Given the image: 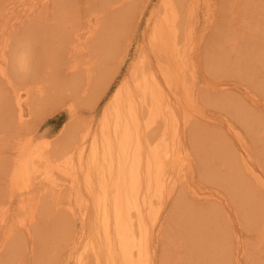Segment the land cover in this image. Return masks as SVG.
I'll return each instance as SVG.
<instances>
[{
    "label": "bare ground",
    "instance_id": "bare-ground-1",
    "mask_svg": "<svg viewBox=\"0 0 264 264\" xmlns=\"http://www.w3.org/2000/svg\"><path fill=\"white\" fill-rule=\"evenodd\" d=\"M5 1L11 15L17 6H10L11 0ZM156 1L21 0L19 14L3 18L0 23V93L4 86L18 110L13 119L1 117L4 125L0 123V131L6 132L1 137L8 135L16 142L12 147H18L23 179L29 181L30 168L38 163L35 173L41 170L49 183H38L32 191L19 193L17 204L13 197L8 198V205L13 202L10 208L0 203V264L8 263L4 261L6 255L19 262L15 255L18 251L22 254L20 250L27 240L37 238L39 232L41 240H37L46 237L40 252L56 251L68 236L67 225H63L64 230L62 224L58 225L60 234L41 221L52 217L58 207L49 192L59 191V174L71 186H77L74 190L78 193L79 213L84 216L81 219L89 221L86 224L91 227L89 234H85L86 227L83 229L71 248L73 253L88 250L91 257L86 259L81 250L73 254L74 264H230L226 256L229 245L224 243L229 241L225 224L231 225L232 211L223 212L215 206L228 207L230 200L221 190H216L217 194L215 190L196 191V175L225 186L239 207L236 211L248 219L251 230L260 232L264 244V174L253 160L245 132L239 129H264V118L248 117L243 104L226 95L229 83L205 74L215 71L218 75L219 70L223 73L229 68L236 75L264 73V24L256 20L255 13L261 11L264 17V0ZM239 6L246 9V18L237 29L229 21ZM200 16L213 18L210 26L216 25L224 36L217 35L212 53L206 49L204 89L195 91V84L190 85L187 79L193 73L187 74L191 55L183 44L192 36V29L183 30L182 22ZM143 20L145 47L138 48L124 82L107 102L100 136L91 140L90 130L82 133L77 106L91 105L98 96L111 93L113 83L107 64L119 50L122 53L116 63L120 66L124 62L128 41ZM150 53L155 57L153 63ZM203 100L204 113L200 106ZM253 101L264 116V106ZM24 105L32 114L68 106L72 120L52 147H32L36 135L32 124L22 117ZM206 105L221 107L225 116L215 118L211 110L206 111ZM231 140L244 151H237ZM261 152L264 156V145ZM8 162L7 155L0 157V174L6 171ZM82 188L89 204L82 199ZM235 223L234 219L233 232H237ZM188 248L192 257L186 256ZM241 252L237 250L238 264H242ZM259 264H264V258Z\"/></svg>",
    "mask_w": 264,
    "mask_h": 264
},
{
    "label": "rangeland",
    "instance_id": "rangeland-1",
    "mask_svg": "<svg viewBox=\"0 0 264 264\" xmlns=\"http://www.w3.org/2000/svg\"><path fill=\"white\" fill-rule=\"evenodd\" d=\"M12 1L13 0H11L10 6L13 5V6H17V7L14 8V12H12V14L10 15L8 10H7V7H6V5L8 4V1L0 0V16L2 17V18H0V23L2 22L3 18L8 19L9 16H16L19 14V8L21 6V4H20L21 0H18V1L14 0L13 2ZM9 2H10V0H9ZM27 2H29V1H27ZM156 2L157 1L154 0V3H156ZM202 10H204V9L201 7V11ZM245 11H246V9L244 7L239 6L238 9H236V12L231 15V20L229 21V24L233 25L237 29H239V25L243 24L242 23L243 17L246 18ZM255 13L257 14L256 20L259 21L261 24H264V17L261 14V11L255 12ZM184 21H185V23H184ZM184 21L182 22V24L184 25V28H182V29L183 30L185 29L186 31H190V30H188L190 27L192 29L191 30L192 36H190L189 39L188 38L185 39L184 40L185 43L182 42L185 45L184 50L189 52L188 56L190 57V55H191V57H190L191 61H189L191 63V66L189 64V67H188L189 71L187 74H190L192 72L193 73L190 74V76H188L187 79L189 80L190 85L195 84V85H193V89L196 88V90L195 89L194 90L197 91V90H199L200 87H203V89H204V74H203L204 69L203 68H204V64L206 62L204 59L205 54H206L205 52H207V50L208 51L211 50L210 52L212 53L213 52V46L216 45V44L213 45V43L215 40L218 42V39H219V37L217 35L219 34L221 37H223L224 35L219 32L218 28H216V25H214L215 27L212 26L213 31H211L210 33L207 32L210 29H212L210 24H212L211 22H213V18L209 19L208 16H207V18H206V16L193 17L190 19L185 18ZM144 26H145V20H143L140 23V25L137 29V32H135L134 35L128 41L129 47L127 48L126 53H124V55H125L124 62L120 66H119V64L116 63V57L117 56L119 57L122 53V50H119L116 52L118 54H116L115 57L112 56V60L110 59L111 61H109V63L107 64V66H108L107 67V73L109 72L108 74L111 77L110 80L113 83V84H111V89L109 91L111 93H109L107 96L105 94H103L102 96H98L96 98L97 100L95 99L96 101L94 100L95 102H93V104H91V105L90 104H85V105L82 104V105L77 106V115H78V117H80L81 121L83 122L82 126H81L82 127V133H85L86 130H90L89 131L90 135L88 137L91 140L94 139L95 135H97V134H98L97 136H100L101 125H102L101 123L106 118L105 115L108 111L107 110V107H108L107 104L109 103L108 101L112 100V94H114V92L116 91L114 89H117L124 82L123 79L126 75L125 73L127 72L128 66L130 65V63L135 61L136 56H138V54H139L138 52L140 51V49H138V48L145 47V42L142 39ZM246 30H247V28H244V32L248 31V30L247 31ZM183 34L189 35V32H186V33L183 32ZM213 35L216 38H213L214 37ZM204 36L207 37V39L208 38H210V39L207 40ZM245 37H247V36H245ZM125 38H126V35H125ZM248 38L249 37H247L246 39H248ZM250 38H252V37L250 36ZM244 40H245V38H244ZM260 41H261V39H260ZM204 44H205V46H204ZM260 44H262V41L260 42ZM121 45L125 46V43L121 44ZM204 50H206V51H204ZM202 52L204 54H201ZM210 52H208V53H210ZM150 56H151L150 57V60H151L150 63L155 62L154 61L155 57H152V53H150ZM153 56H154V54H153ZM198 56H200V58H198ZM117 61H118V59H117ZM192 66H193V69H192ZM198 67H200V70ZM190 68H191V71H190ZM256 69H259V68H256ZM232 70L229 68V69H227V71L223 70V73H222V70H219L220 73L218 75L214 71L215 73L212 72V74H216L215 76L208 73L205 70L206 71L205 74L210 78H216L217 80L224 82V84L229 83V84H226V85H228L227 89L229 90L226 92V95L237 98L243 104L242 107L246 108L248 110V113H249L248 117H250L252 119H253L252 116H258L259 118L260 117L264 118L261 108H258L256 103L253 101V99H256L259 101L258 103L260 105L264 106V73H260L257 75L252 73L250 75L248 73L246 74L245 72H242V74L236 75V74H234L235 70L234 69H232ZM209 72H210V70H209ZM236 73H237V71H236ZM112 77H114V79ZM189 78H191V79H189ZM120 80H121V84L119 85ZM191 82L193 84H191ZM2 89H3V91L0 93V115H1L0 121H1V117H3V116H4V119H6V120H8L7 118H9V119L15 118L14 117V115L16 113L15 111H17L16 115L18 116V110L15 107L13 100H9V99H11V97H10L11 95H9V94L6 95V89L4 86L2 87ZM220 95H218V98H222V96H220ZM8 97H10V98H8ZM7 102H9V103L7 104ZM87 105H89V106H87ZM200 106L202 108V112L204 113V100ZM211 106H212V109L210 108ZM60 108H58V109H56L55 107L53 109L49 108L48 109L49 111L48 110L46 112L38 111L37 114H32L30 112L28 106L24 105L22 107V109H23L22 110V117H23L25 123L28 122L29 124H32L31 129L34 128V135H36V136L32 137V141H31L32 147H36V146H38V147H43V146L52 147L51 144H53V141H57V138L60 136L63 128L71 122L72 119H71V116L69 114L70 112L68 111V106H63ZM205 108H208L206 111L211 110L210 112H212V115L215 114L214 115L215 118L219 117V115H220V119H222L221 116H225V113H226V112L221 113L224 110L221 111V109H222L221 107L214 106V105H210V106L206 105ZM10 110H11V112H10ZM218 110H220V111H218ZM8 112H9V114H8ZM6 113L9 116L6 117V115H7ZM12 114H13V116H12ZM2 122L3 121L0 122L1 125H4V124H2ZM262 126H263V124H262ZM239 129L242 130L241 131L242 133L245 132L244 133L245 135H243V136H244L245 140H248L250 153L253 155V160L255 161V164L261 165L260 167H262V169L260 167L259 168L261 169V172L264 174V156L261 154V153H263V152H261V147L264 145V134L262 132V131H264V129L262 128L261 130H259L257 127H253V130H250L248 128H246V130H245V128H243V127L239 128ZM5 134H6V132L0 131V149H1L0 150V157H4V155L5 156L7 155L9 162H8V166H6V171L0 174V186H1L0 187V201H1L0 203L7 204L8 201L6 202L5 200H8V198L10 199V197H13L14 203L17 204V200L20 198L19 193L23 194L25 191H26L25 193L32 191V187L37 186L38 183H42V185H47V186L49 183L45 182V175H43L41 170H39L38 175H37L38 172L35 173V169L39 168L38 163H34L31 166L30 172H29V177H28L29 181L23 179L22 174L19 171L21 164H20L19 159H18V153H16L17 152L16 148H18V147L16 146L15 149L12 147L13 145H17V144H15L16 142L15 143L13 142V138H12V141H10V138L8 137V135L5 136V139L1 137ZM12 136L14 137L13 133H12ZM8 138H9L10 142H7ZM5 142H7V143H5ZM232 142L234 144V147L235 148L237 147L236 148L237 151H239V149H242L244 151V149L242 147H239L238 144L234 143V140L233 141L231 140V143ZM4 143L7 145L4 146ZM3 150H7L6 152L8 154H6V152ZM2 151H3V154H2ZM1 154L3 156H1ZM10 154H11V158H10ZM12 154H14V155H12ZM13 156H15V157H13ZM215 162L217 164L218 161H215ZM240 164H242V163L240 162ZM10 167H12V168H10ZM7 168L8 169L10 168V170H8ZM257 168H258V166H257ZM187 170H188L187 168L184 169V171H186V172H187ZM257 171H259V169ZM6 172L8 175H6ZM79 172H81L80 169H79ZM57 174H59V173L56 172L55 177H58ZM198 176L196 175L197 181L194 185L196 188L195 189L196 191H201V192L207 191L206 193H209V192H211V190L212 191L215 190L214 193L217 194L218 192H216V190L217 191L221 190L222 192L225 193V196L230 200L231 204L227 205L228 207H226V205H224V204L222 206L220 204L215 205L217 208H219L220 211H221V209L223 212H224V209L226 211H229V212H230V209L232 211L231 212L232 213L231 219H233V220H231V225L229 223L225 224L226 226H228V227H225L226 230L229 229L228 233L226 232L227 238H228L227 240H229V241L224 243L226 245V247H227V244L229 245V247L227 249H229L230 253L227 252L226 256H228L230 264H238L237 263V258H238L237 250L238 251L243 250V252L240 253V254H242V256H241L242 261H243V262L241 261L242 264H259L261 259L264 258V244L261 241L260 232H256L255 230H251L252 228H249L250 226L247 225L248 219H246L244 216L240 215L239 214L240 211H236L235 208H237V210H239V207L236 205L235 202H233L231 200V198H232L230 196L231 194H229L227 192V190L224 189L225 188L224 185L220 184V187H219V185L217 186L215 184V182H210L211 180L209 177L208 178L206 177L207 180H209V181H207L206 178L204 179L203 176H201V177H198ZM42 179L44 182L41 181ZM64 179H65L64 176L59 174L57 181H58V190L60 192L59 191H50L49 192L50 194H53L52 197L58 206L57 209L53 212L52 217L47 216V218H46L47 220L42 218L41 221L47 222L51 226L53 231L56 229L60 234H61V232L57 229L58 225L62 224L61 230L65 229L63 227V225H67V227H69L68 236H67L68 239H67V237H65V240L61 241L62 244L60 243L62 245V246L60 245V247H59L60 249L58 248L54 252H50V251L40 252V251H42L41 245L42 246L44 245L43 240H45L46 237H43L42 241H39V239L37 240V238L40 237L42 234L39 232L40 235L38 233L37 238H35L33 240H31V239L27 240L26 244L28 246L26 244L24 246L25 248L26 247L27 248L26 249L22 248L20 250L22 252V254L19 251H18L19 254L17 252V255H15V256L17 257V260H19V262L15 261L16 258L9 257V255L5 256L4 261L9 260L8 263L11 262L12 264H42V263H40L41 261L43 263L45 262V264H48V262H49V264H57V262H58V264H74L73 254L81 253L80 252L81 250H82V254H84V257H87L86 259H88V257H91V254H90V252H88V250H87V252L86 251L83 252V249H79V250L75 251V253H73V251L71 250L72 246H74V243L79 239L80 235L84 231H85V234H89V232L91 233V227H89V225L87 226V224H86V223L89 224V221L85 222L81 219L84 216L80 215V213H79L81 208H80V206H78L77 200H76L77 199L76 194L78 195V193L77 192L75 193V190H74V189H76L77 186L73 185L75 187L74 188L73 186L70 185V183L67 180H64ZM250 180L252 182V185H256L255 181H253V178H250ZM29 183H30V185H29ZM2 184H4V185H2ZM3 188L5 190H3ZM29 188H31V190ZM7 189H11V190L10 191L8 190L5 194V191ZM1 190H3V192ZM61 192H62V195H60ZM80 192L81 193L83 192L82 193L83 194L82 199L85 198L84 200H86L87 203L89 204V201H88L89 196L85 192V188H82V191H80ZM261 193H262V196H264L262 191H261ZM2 195L4 197V200L2 199L3 198ZM48 196L49 195H47L46 197H48ZM60 196H61V198H60ZM222 196H224V195H222ZM47 200H48V198H47ZM67 200H68V202H67ZM201 202H204V200ZM8 204H10V203H8ZM88 204H86V206H88ZM234 204H235V206H233ZM12 205H13V202L11 205H8L9 208H10V206L12 207ZM54 207H55V205H54ZM12 212L13 211L9 212L8 215L9 214L12 215ZM236 212H238V214ZM226 213H228V212H226ZM240 216H241L242 220L240 219ZM224 218L227 219V217H224ZM234 219L236 222L235 225H236V231L237 232L232 231V228H233L232 223H233ZM236 220H238V221H236ZM66 223H68V224H66ZM238 223H239V226H238ZM85 227H86V229H85ZM171 227L172 226H168L167 229H170ZM230 227H231V229H230ZM83 229H85V230L83 231ZM237 235H238V237H237ZM54 236L57 237L56 235H54ZM236 237H237V239H236ZM239 237H241L240 239L242 241V242L240 241L242 243L240 245L238 242ZM217 239H216V241H217ZM219 239H220V241H223V239L221 237ZM40 240H41V237H40ZM188 247L190 248L192 246L189 245ZM189 248L186 251L188 253L186 256L192 257L193 254L190 252ZM42 256H44V257H42ZM51 257H52V259H51ZM230 257H231V259H230ZM42 259H44V260H42ZM190 262L191 261H189V263ZM6 263L7 262H5V264ZM3 264H4V262H3Z\"/></svg>",
    "mask_w": 264,
    "mask_h": 264
}]
</instances>
